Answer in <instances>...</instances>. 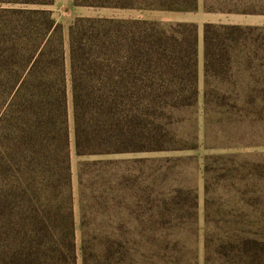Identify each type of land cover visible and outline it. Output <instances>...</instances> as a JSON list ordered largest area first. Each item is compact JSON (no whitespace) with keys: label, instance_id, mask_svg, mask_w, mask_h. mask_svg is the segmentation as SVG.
Instances as JSON below:
<instances>
[{"label":"trees","instance_id":"obj_1","mask_svg":"<svg viewBox=\"0 0 264 264\" xmlns=\"http://www.w3.org/2000/svg\"><path fill=\"white\" fill-rule=\"evenodd\" d=\"M203 2L208 13L264 17V0ZM55 3L0 0V203L24 202L14 218L20 219L16 228L28 232L27 245L14 241L13 264H79L81 259L82 264H136L137 255L119 249L125 247L117 238L110 247L99 248L84 240L79 256L72 155L196 147L189 145L193 134L175 131L171 120L200 102L199 28L78 18L66 36L50 10ZM199 3L74 0L76 7L181 13L198 10ZM203 54L206 112L222 109L220 116L240 121V130L257 138L246 147L264 148V25L207 23ZM218 80L235 84V89L214 88ZM224 159L206 160V191L214 167ZM238 159L234 163L245 187L242 201L263 206L264 195L256 188L264 184V158ZM100 163L83 164L80 177L83 169ZM26 216L28 224L22 221ZM240 224L242 231L236 232L244 233L231 243L235 254L230 264H264V241L246 231L247 219ZM207 251L209 264V245Z\"/></svg>","mask_w":264,"mask_h":264},{"label":"rangeland","instance_id":"obj_2","mask_svg":"<svg viewBox=\"0 0 264 264\" xmlns=\"http://www.w3.org/2000/svg\"><path fill=\"white\" fill-rule=\"evenodd\" d=\"M50 10L66 36L78 18L148 20L166 27L189 23L198 26L200 35V102L171 120L175 131L193 134L189 145L196 147L103 157L73 153L72 208L79 256L84 240L99 248L110 247V240L117 238L125 247L119 249H131L137 255L136 264H206L208 245L209 264H230L235 254L231 243L244 233L236 232L242 231L244 219L250 224L246 231L264 241V205L257 207L253 201L255 206H249L242 201L245 187L234 163L237 158H264V148L246 147L257 140L253 133L242 132L240 121L220 116V108L206 112L203 104L205 24L262 26L264 17L208 13L203 0L198 10L187 13L76 7L74 0H56ZM213 87L232 91L235 84L218 80ZM70 116L73 133L72 110ZM212 156L225 159L214 167V179L206 191L205 163ZM92 162L101 163L83 169L80 177L82 165ZM256 191L264 195V184ZM22 205V201L0 203V264H13L14 241L27 245L28 232L17 229L20 219L14 218ZM27 218H22L23 223L28 224Z\"/></svg>","mask_w":264,"mask_h":264}]
</instances>
